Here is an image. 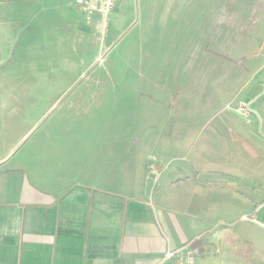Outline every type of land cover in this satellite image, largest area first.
<instances>
[{"label": "crops", "instance_id": "obj_1", "mask_svg": "<svg viewBox=\"0 0 264 264\" xmlns=\"http://www.w3.org/2000/svg\"><path fill=\"white\" fill-rule=\"evenodd\" d=\"M99 18L89 21L97 31L102 27ZM211 21L208 39L191 45L205 44L203 53L212 41L216 43L220 21ZM112 24L105 33H64L63 40L74 42L64 49L56 43L49 46H56L52 49L18 51L12 47L13 34L5 38L0 34V41L9 45L0 48V64L4 56L6 65L0 71V264H158L167 253L184 248L193 252L195 264H264V190L261 198L256 189L246 190L245 209L219 207L203 196L210 175L201 177L184 163L187 151L119 148L123 137L108 148V126L103 116L90 117L86 92L74 94L77 113L56 112L54 100L29 125L32 87L24 75L9 70L13 56L41 57L22 61L36 80L49 70L56 73L62 55L82 60L95 52L90 68L101 57ZM38 37L57 41L61 35L56 33L55 38L45 32ZM54 80L55 76L44 77L37 87ZM61 106L62 102L58 109ZM59 134L71 135L69 148H60ZM77 141L87 148H73ZM258 157L262 162L246 165L244 176L250 185L264 189V148ZM247 217L245 228L236 231V220Z\"/></svg>", "mask_w": 264, "mask_h": 264}, {"label": "rangeland", "instance_id": "obj_2", "mask_svg": "<svg viewBox=\"0 0 264 264\" xmlns=\"http://www.w3.org/2000/svg\"><path fill=\"white\" fill-rule=\"evenodd\" d=\"M75 1L0 0V34L2 38L13 34L12 47L18 51L46 49L56 43L61 49L70 48L74 42L63 40L64 33H105L113 22L101 57L92 67L88 68L95 52L82 60L62 55L56 73H44L45 80L51 76L55 80L42 88L36 82L44 77L36 80L31 67L22 62L41 57L13 56L9 70L24 75L32 87L28 89L29 125L54 100L56 112L77 113L74 94L86 92L90 117L103 116L108 126V148L117 137L124 140L119 148H156L157 152L179 148L187 151L184 163L191 170L201 177L210 175L203 191L209 203L245 209L250 188L261 198L263 187L250 185L244 174L246 165L256 167L262 162L258 156L264 148V0H120L106 16L98 15L102 24L98 31L90 27ZM211 19L220 21L215 28L219 33L213 38L216 43L212 41L203 53L205 44L191 45L208 39ZM45 32L61 37L41 40L38 36ZM7 44L1 40L0 48H9ZM1 59L3 64L4 56ZM2 64L0 71L5 70ZM91 83L94 88L83 89ZM254 95L252 108L257 115L243 119L234 113L240 102ZM70 137L59 134L56 142L69 148ZM71 146L87 148L79 141ZM247 220L237 219L236 231L244 229Z\"/></svg>", "mask_w": 264, "mask_h": 264}, {"label": "built area", "instance_id": "obj_3", "mask_svg": "<svg viewBox=\"0 0 264 264\" xmlns=\"http://www.w3.org/2000/svg\"><path fill=\"white\" fill-rule=\"evenodd\" d=\"M120 0H76L75 4L81 9L82 13L88 21H91L98 15L106 16L115 8ZM253 97L249 101H242L239 107L235 110L244 119H248L254 111L252 105L256 101ZM246 219H249L247 217ZM158 264H195L193 252L189 248H184L178 252L167 253L162 261Z\"/></svg>", "mask_w": 264, "mask_h": 264}, {"label": "water", "instance_id": "obj_4", "mask_svg": "<svg viewBox=\"0 0 264 264\" xmlns=\"http://www.w3.org/2000/svg\"><path fill=\"white\" fill-rule=\"evenodd\" d=\"M238 116L242 117L241 115H239L237 112H235ZM243 118V117H242Z\"/></svg>", "mask_w": 264, "mask_h": 264}]
</instances>
